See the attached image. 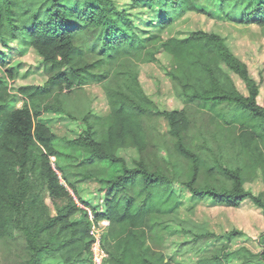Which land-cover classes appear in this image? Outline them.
I'll return each mask as SVG.
<instances>
[{
  "label": "trees",
  "instance_id": "trees-1",
  "mask_svg": "<svg viewBox=\"0 0 264 264\" xmlns=\"http://www.w3.org/2000/svg\"><path fill=\"white\" fill-rule=\"evenodd\" d=\"M39 1L31 11L22 0H0L2 43L18 41L35 50L51 73L44 84L22 86L16 94H10L0 80V254L18 255L21 264L90 262L88 209L94 222H109L101 237L106 253L102 264H228L233 252L200 253L199 249L205 244L203 239L230 241L240 232L193 235L179 244L196 250L194 260L185 263L175 257L179 250L169 255L159 248L167 227L153 222L147 228V219L178 211L181 202L172 189L174 183L196 202L209 199L236 208L249 200L264 213V192L254 195L243 188V182L254 178L257 170L264 180V107L257 102L258 88L246 65L217 34L199 30L183 38L162 37L161 32L187 12L209 16L193 0H133L156 14L148 24L155 32L144 38L113 0ZM219 5L229 22L264 26V0H219ZM240 5L243 8L238 11ZM160 52L169 56L168 74L183 98L237 129L232 135L243 165L235 170L219 167L231 182L229 189L199 184L200 170L205 168L185 144L189 128L185 110L160 111L143 91L136 67L158 61ZM0 67L9 80L15 77L1 53ZM225 68L245 82L247 96L238 91ZM89 83L102 85L107 113L86 116L78 135L60 139L40 118V100L55 88L70 90ZM225 105L235 107L229 119L223 116ZM155 117L167 122L172 149L190 164L189 172L165 174L148 167L145 122ZM122 148L140 154L135 167L129 168L117 156ZM114 165L118 175L108 171ZM77 174L100 184L102 207L82 200L73 180ZM45 195L54 215L43 201ZM257 243L258 254L246 248L236 251L246 255L241 264H264V233Z\"/></svg>",
  "mask_w": 264,
  "mask_h": 264
},
{
  "label": "rangeland",
  "instance_id": "rangeland-1",
  "mask_svg": "<svg viewBox=\"0 0 264 264\" xmlns=\"http://www.w3.org/2000/svg\"><path fill=\"white\" fill-rule=\"evenodd\" d=\"M113 1L132 20L136 32L142 38L155 32V28L149 27L148 24L150 20L156 19V14L148 5L136 4L133 0ZM193 1L209 16L187 12L177 18L169 29H164L161 32L162 37L183 38L189 33L199 30L219 35L232 54L246 65L249 78L258 88L257 102L264 107V26L241 25L227 21L219 9V0ZM22 4L24 8L34 11L40 1L22 0ZM242 8L243 6L240 5L237 10L240 11ZM0 53L5 56L6 67L15 70V77L9 80L4 68L0 67V80L7 86L10 94H16L18 88L22 86L42 85L51 76L39 54L30 47L20 45L18 41L12 40L3 44L0 38ZM157 59L156 62L138 64L136 67L143 91L160 111L185 110L189 122V128L185 134V144L191 152L199 157L205 168L200 170L199 184L204 185L208 182L218 190L229 189L231 182L221 174L219 167L235 170L240 169L243 165L244 159L240 155L238 145L232 135L237 129H233V125L219 121L212 113L200 108L196 103H188L180 94L176 82L168 74L170 70L169 56L160 52ZM224 70L238 91L247 96L245 82L226 68ZM21 105L22 103L18 102V107ZM46 108H50V111L46 112ZM234 108L231 105L223 106V116L229 119L234 113ZM40 109L42 110L40 118L53 133L60 139H71L81 132V122L86 116H103L107 113L108 106L102 85L89 83L70 90L55 88L50 96L40 100ZM145 127L150 142L144 154L148 167L165 174L176 170L182 173L189 172L190 164L177 156L172 149L169 127L165 119L162 117L151 118L145 122ZM117 156L122 158L129 168L135 167L141 158L137 150L130 148L119 149ZM118 169V166L114 165L109 167L108 171L118 175L120 173ZM77 170L80 171L79 168ZM84 171L92 172L87 168ZM86 172H81V174ZM261 172V170H257L254 178L243 182V188L246 191L254 195L264 192V180ZM73 180H76V188L82 200L93 207L99 205V201L104 196L100 184L78 174L74 175ZM172 189L180 198L181 207L178 211L172 215L147 219V228L153 222L161 223L167 227L168 232L164 235V241L159 247L165 253L171 255L179 250L178 253H175L178 261L192 262L196 250L193 248L189 250L188 245L179 247L180 243L190 241L195 234L219 236L233 230L240 232L239 237L230 241H220L213 237L203 239L205 244L199 249V252L202 253L204 250L219 252L223 249L228 254L233 252L228 264L243 262L245 253H236L242 248H246L253 254L261 252L257 241L264 233V213L251 201L245 200L239 207L231 208L215 204L209 199L196 202L191 198L189 192L179 184L174 183ZM43 201L50 209L51 214L54 215L50 198L45 195ZM77 204L82 206L78 201ZM20 259L21 257L18 255L7 257L0 254V264H21ZM42 264L56 263L49 260ZM83 264H91V262L87 261Z\"/></svg>",
  "mask_w": 264,
  "mask_h": 264
},
{
  "label": "built area",
  "instance_id": "built-area-1",
  "mask_svg": "<svg viewBox=\"0 0 264 264\" xmlns=\"http://www.w3.org/2000/svg\"><path fill=\"white\" fill-rule=\"evenodd\" d=\"M99 205L100 207H102V201H99ZM81 207L84 208L83 206ZM87 212H88V217L92 222L89 231L91 238V243L89 247L90 262L91 264H102L104 259L106 258V253L101 245V237L102 234L104 233L105 228L108 226L109 222L107 220L94 222L90 210L87 209Z\"/></svg>",
  "mask_w": 264,
  "mask_h": 264
}]
</instances>
